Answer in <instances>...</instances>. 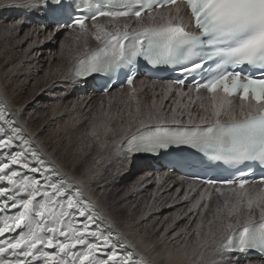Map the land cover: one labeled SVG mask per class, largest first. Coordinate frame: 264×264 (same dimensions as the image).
Masks as SVG:
<instances>
[{"label": "snow or ice", "instance_id": "obj_1", "mask_svg": "<svg viewBox=\"0 0 264 264\" xmlns=\"http://www.w3.org/2000/svg\"><path fill=\"white\" fill-rule=\"evenodd\" d=\"M4 11L17 14L6 31L35 15L43 25L36 31L52 28L50 41L67 28L91 34L97 45L78 54L73 83L122 75L131 86L142 70L179 73L161 107L130 126L114 155L129 167L138 155H163L174 171L207 161L228 165L238 174L204 183L221 194L217 184L231 186L236 202L225 201L227 213L215 229L202 233L197 225L193 264H239L252 254L264 264V195L246 189L255 167L264 185V0H0ZM169 94L179 97L171 117L160 115ZM198 102L205 115L194 118L190 109ZM84 183L68 179L0 106V264H145L136 246L105 223ZM189 199L185 192L181 202ZM202 204L203 193L165 232Z\"/></svg>", "mask_w": 264, "mask_h": 264}, {"label": "rangeland", "instance_id": "obj_2", "mask_svg": "<svg viewBox=\"0 0 264 264\" xmlns=\"http://www.w3.org/2000/svg\"><path fill=\"white\" fill-rule=\"evenodd\" d=\"M16 15L17 14H11V15L6 17L4 15V13H0V19H2V24L0 26H2L3 24L5 26H7L9 23H12L13 19L16 17ZM34 19H35V17H34ZM37 21H35V20L33 21V20L28 19L25 21L26 23H24L23 27H18V29H16L17 31L14 30L11 33V36L14 37L15 39H18V41H19V42H16V44L11 48L13 51L15 50L13 54L15 55L16 61L18 60V62H19V60H20L19 56H21L20 53H22V51L24 52L25 48H27V47L29 48V49L27 48L28 50L26 49L27 52L30 50L28 52L29 54L27 52L26 53L24 52V54H26V55L22 59V62H25L26 60L28 61L27 66H26V67H28V69L30 68L29 70L27 69L28 77H26V79H24L23 75L17 74V77L14 76V78H15L14 81L16 80L15 83L17 84V89H15V87L9 86V84L7 83L8 79L6 77H5L6 79L2 77V80H3L4 84L7 86L6 88H7L8 94H10L12 97L17 99L16 104H21L22 108H26L25 114H24V119H26V121L31 125V128L34 130V132L38 133L37 136L40 138L41 141H43L46 148L49 151H52L54 156L57 157V159L60 160L66 166V168L68 170H73L79 176H82V178H84L88 183L92 184V187L94 188L95 196H97V198L100 200V202H102L104 208H106L105 209L106 212H108L109 215L111 214L110 216L117 222V224L121 228L124 229L125 233H127L129 236H132L135 240L139 241L141 247H145L144 250L147 253H149V255L151 257L156 256L155 255L156 251L150 252V248L152 247V243H153L152 239H154V238L158 242H160V244H162L161 246H163L164 250L172 251L178 247L180 248L183 245V241H184L185 237L187 235L193 234L197 230L198 224L201 225V230H202L210 221V222H212L211 225L214 226L213 229H215L219 224L218 218L226 215V214H224L225 201H228V205L231 207V203H229V202H232L235 200V199L233 200V198H234L233 196H231V197L215 196V197H219V198H215V197H208L207 198L204 196L203 197L204 203L200 206V210H199L200 212L199 211H193L192 215H190L188 219H179V222L175 223V228L173 230H169V231L165 232V229H169L171 227V225L173 224L174 220H176L179 217L187 214L188 210L193 206V203L196 200L200 199V197H198V195L201 191L200 190L201 188H197L194 185L189 187L186 184L181 185V186L179 184L173 185L169 182L164 183V181H162V180L160 182V180H157L156 177H154V174L149 172V174L147 175V172H148L147 170L150 167L149 166L150 163L153 166L155 173L162 172L161 168H159V169L155 168V166L153 165L151 160L149 162L147 161V164H145V165L143 164L141 166H137L135 164V162H133L131 164V166L129 167V162H127L126 160L117 159L114 155V153L118 150V147H119L118 142L120 140H118V138L120 135L122 136L124 134L119 133V135H117V136H112L111 133H114V132H111V130L117 131L119 128L118 126L122 125L126 129V132H128L130 130V126H131V129L134 128L137 120L144 119L145 122H147L148 113L156 111L159 109V108L154 109L153 104L151 103L157 96H155L154 98L152 96H150L151 98L149 96H147V97L145 96L146 97L145 98V97L141 96L142 95L141 92H139L138 94L137 93L134 94V92H132V93L128 92L127 94H123V93L121 94L119 91H114L112 94H110L109 96L106 97V99L108 101L105 99V97L103 98V96L100 97L101 99L98 96H95V97L93 96L91 99L85 100L82 103H79L80 101L76 98L78 96L80 97V94L86 95L87 90L85 92L84 90L75 91L74 89H72L70 92L67 93V90L63 87H52V88L46 89L44 91L43 95L40 96L41 93L43 92L42 89H39L38 90L39 92H38L37 89L32 88L35 86H36V88L39 87L38 85H35V83H34L35 81L43 82L42 78L45 76L44 71L49 73V71H50L49 69L52 68L51 65L55 64L56 63L55 61H57L59 58L57 51L59 49L60 39H62L65 35H67V33H69L72 30L70 28H67L64 31H61L55 37L56 43L54 44V46H52V45L45 46L46 49L44 48V51H47V54L42 55V59H41V57H39L40 54L36 53V50H34V48L30 49L31 46H28L29 42H30L29 40H31V36H34L37 33H38V35L41 34V32L39 33L34 29V25H36L37 27H43V25L38 23ZM49 28H51V27H49ZM76 30H77V32L78 31L82 32L79 28H77ZM29 31L32 33V35ZM51 31H52V28H51ZM35 32H36V34H35ZM14 33H16V34L14 35ZM44 33L46 35L48 32H44ZM25 35H27V36H25ZM16 36H17V38H16ZM23 36H25V37H23ZM19 37L22 39L19 40L20 39ZM27 37H29V38H27ZM39 37H41V36H39ZM23 38H25V39H23ZM16 47L19 48L21 51H19V49H17ZM18 51H19V53H18ZM49 52L50 53L54 52V54L52 55L53 57L48 56L50 54ZM16 53H18V54H16ZM17 56H18V58H17ZM33 56L36 58H34ZM47 60H49V61H47ZM29 62L31 63V65ZM33 62L38 65L39 69L37 68L34 70V68L32 67L34 64ZM64 72L66 75L69 74L68 69H67V73H66V71H64ZM39 74L42 77H39ZM53 80H56V79L53 78L51 82H54ZM18 82H20V83L18 84ZM44 83H45V81L40 86H42ZM89 85H91V84L89 83ZM28 87H29V89H28ZM12 88H14V90ZM28 91H31V92H29L30 94L28 93ZM36 91H37V93H36ZM47 91H48V93H47ZM27 93H28V95H27ZM65 93H67V94L63 95ZM95 94H100V92H96ZM116 94H117V96H116ZM125 95H126V97H125ZM131 95H133V96H131ZM172 95H174V94H172ZM124 101H126V102H124ZM58 103H59V105H58ZM63 103H64V106H63ZM169 103H170V100H167L166 103L163 104V112H161L160 115H162V116L166 115L168 117L171 116V114H170L171 112L169 110H166ZM72 105H76V106L80 105L81 106L80 108H81L82 113L78 114V116L81 117L79 120L84 121V123H86L87 125H91V123H92L90 130L88 127L86 129L89 136L91 135L89 138H92V136H96L97 138H100L101 137L100 135L103 136L104 133L107 132V135H108L107 138H108V141L110 142L109 143V146H110L109 151L110 152L108 155L109 157L105 153H103V151H102V153L100 151H98L94 155V156H96V154H99V157H97V160L88 161L86 163V166H82L77 160H75L74 158H71L72 156L70 157L66 152H64L63 149H61V147H59V149L56 148V146L54 147L53 142L56 139V137H52L50 135V132L52 131V129L59 127V126H62V125H65L64 128H68L69 125L73 127V125L75 124V123L74 124L72 123L73 124L72 125L69 123H71L72 122L71 120L74 119L75 116L77 117V115L74 113H67L66 112L67 107H71ZM65 106H66V109H65ZM101 106H103V107H101ZM63 107H64V110H62ZM111 109H113V110L111 111ZM94 112L98 113L99 116L96 113L94 114ZM103 112H105V113H103ZM40 113L47 115V120H48V122H50V124L44 125L41 121H37L36 115H38ZM70 114H72V115L74 114L73 117ZM91 114L92 115L94 114L93 116H95V118ZM116 115H117V117H116ZM199 115L200 114H198V113H195L194 115L192 114V116L193 117L195 116V118L198 117ZM177 116H178L177 118H179V113H177ZM187 119H188V116L184 115V120H187ZM129 121H130V123H128ZM103 122H104V124H102ZM108 123H110V124H108ZM104 125H105V127H104ZM97 126H100V127L98 128ZM106 126H109V128H111V129H109ZM113 128H114V130H113ZM59 131H61V130H59ZM48 132H49V134H48ZM113 137H115V138H113ZM103 155H104V157H103ZM105 156H106V158H105ZM73 161H76V162L74 163ZM109 161H110V163H109ZM119 162L126 164V166H127L126 170L121 171L122 170L121 167H117L120 164ZM101 166H102V169L98 170V169H100L99 167H101ZM119 170H120V172H118ZM100 173H103V175L99 179H96L93 182V178L97 177ZM172 173H174V172L172 171L170 174L172 175ZM170 174H168V175H170ZM172 176H174V175H172ZM182 186L185 189L187 188L186 191H185V189L182 188ZM177 188L183 189V191L177 193V192H175V191H177ZM194 189H199V190L194 191ZM190 191H192V192H190ZM209 191L212 194L214 192H217L215 190V188H211ZM222 191H223V194L220 193L221 195H227V194L233 195V194H235L231 191V189L230 190H222ZM185 192H188L189 194L191 193L190 194L191 199L187 200V202H181L185 196ZM217 193H219V192H217ZM206 200H207V202H206ZM173 203H175L176 206L175 207H169V205H172ZM204 204H206L207 207H204ZM257 215H258V212H257ZM137 218H138V220H137ZM205 223H206V225H205ZM116 232H118V231L116 230ZM123 235L126 236L125 234H123ZM127 240L130 244L132 243L128 237H127ZM144 245H146V246H144ZM247 261L248 260L241 259L240 260L241 263L239 262V264H244Z\"/></svg>", "mask_w": 264, "mask_h": 264}, {"label": "bare ground", "instance_id": "obj_3", "mask_svg": "<svg viewBox=\"0 0 264 264\" xmlns=\"http://www.w3.org/2000/svg\"><path fill=\"white\" fill-rule=\"evenodd\" d=\"M4 15L7 17L11 14H16L15 12H12V11H4L3 12ZM35 17V19H34ZM40 20V17L38 16H30L28 17L26 20ZM134 19V18H133ZM14 20V19H13ZM11 22V21H10ZM98 22L101 23V24H104V23H107V18L101 20L100 18H98ZM26 23V22H25ZM89 27L91 26L92 24V21H87L86 22ZM2 24V19H0V25ZM4 25V24H3ZM0 26V97L2 98V101L4 103V105H6V110L8 112H12V117L14 118V120H16L18 122V124L21 126V128L26 132V134L31 137V138H34V143L35 145L40 149L42 155H44L48 160L54 162L59 168L60 170L67 176L68 179L70 180H76V179H79V178H82V176H79L77 173H75L73 170H68L66 168V166L60 161L57 159V157L54 156L53 152L52 151H49L45 144L43 143V141L40 140V138L37 136L38 133H35L34 130L31 128V125L26 121V119H24V114H25V110L26 108H22V105L21 104H16V101L17 99L12 97L10 94H8V91H7V86L4 84L3 80H2V77L3 78H7L8 80V84L9 86L11 87H15V89H17V84L15 83L14 81V76L17 77V74L18 75H23L24 79H26V77H28V67L27 66V60L25 62H22V59L25 57L26 54H24V52L26 53V49L28 48H25L24 52L22 51L21 56H19L20 60L18 62V60L16 61V58H15V55L13 54L14 51L11 49L15 44L16 42H19L18 39H15L14 37L11 36V33L14 31H6V28L7 26ZM132 26L135 27V23H132ZM42 27H37L36 25H34V29L35 30H39L41 29ZM18 29V28H17ZM72 29L69 33H67V35H65L62 39H60V45H59V49L57 51V54L59 55L58 57V60L55 61L52 66V68H50L49 70V73L45 72V76L42 78L43 79V82L45 81V83L40 86L43 82H38V81H35V85H38L39 87L36 88L35 87H32L33 89H37V91L39 89H42V93L40 96L43 95L44 91L46 89H49V88H52V87H63L67 90V93L70 92L72 89H74L75 91H81V90H84L86 92L87 90V93L86 95H82L80 94V97L78 96L76 99H78L80 102L79 103H82L83 101L85 100H89L91 99L93 96H98L99 98L101 96H103V98L107 96H109L110 94H112L114 91H119L121 94H127L128 92L132 93L134 92L135 93H139L141 92L142 93V97H147V96H152L153 98L155 96H157L151 103L154 105L155 104V108L158 109L161 107V104H162V101H165V96H166V93H165V89L167 88V86L170 84V81L169 80H162V81H155V80H151V79H145V77L143 78V76H136L135 77V82L133 85L131 86H125L123 88H120V89H115V87H112L109 91L107 92H102L100 91V94H95L97 91L94 90L93 86L92 85H89V82L88 81H84V80H81L80 79V82L79 83H73L71 81V69L73 68L74 64L76 63V60H77V57H78V54H83L86 49L88 48H95L96 45H97V41L91 36L90 33L86 34V33H82V32H77V28H70ZM76 30V31H75ZM17 31V30H16ZM30 32V31H29ZM37 32H41L40 35H38V33L35 34L34 36H31V40H29V45L28 46H31V48H34V50H36V53H39L42 59V55H45L47 54V51H44V48L45 46H48V45H52L54 46V44L56 43V39L54 40H49V35L51 33V28H48L46 31H37ZM44 32H48L46 35ZM31 33V32H30ZM29 33V34H30ZM16 33H14L15 35ZM28 34V35H29ZM34 34V33H33ZM32 35V33H31ZM27 36V35H25ZM23 36V37H25ZM41 36V37H39ZM57 36V35H56ZM10 37V38H9ZM17 38V36H16ZM20 38V37H19ZM29 38V37H27ZM22 38H20L19 40H21ZM25 39V38H23ZM23 41V40H22ZM25 41V40H24ZM19 45V44H18ZM17 48V47H16ZM19 49V48H17ZM16 49V50H17ZM29 49V48H28ZM27 49V50H28ZM46 49V48H45ZM19 51H21L19 49ZM18 51V53H19ZM30 51V50H29ZM28 51V52H29ZM17 52V51H16ZM27 52V53H28ZM16 53V54H18ZM50 53V52H49ZM29 54V53H28ZM54 54L53 53H50L48 56H52ZM56 54V55H57ZM32 55V54H31ZM30 55V56H31ZM36 55V54H35ZM29 57V56H28ZM34 57V56H33ZM53 57V56H52ZM18 58V56H17ZM36 58V57H34ZM44 59V58H43ZM50 59V58H49ZM34 60V59H33ZM52 60V59H51ZM36 61V60H35ZM34 61V62H35ZM49 61V60H47ZM33 62V63H34ZM30 63V62H29ZM47 63V62H46ZM53 63V62H52ZM31 65V63H30ZM40 65V64H39ZM48 66V65H47ZM35 69L38 68V65L37 64H33L32 66ZM30 69V68H29ZM28 69V70H29ZM39 69V68H38ZM67 69L69 70V74H65L64 71H66L67 73ZM48 70V69H47ZM35 72V71H34ZM32 75V74H31ZM31 77V76H30ZM33 77V76H32ZM39 77H42L40 76L39 74ZM5 78V79H6ZM21 78V77H20ZM38 78V77H37ZM56 79V80H53L54 82H59V81H64L65 79H68L69 82L68 83H56L54 84V82H51L52 79ZM36 79V78H35ZM28 80V79H27ZM31 80V79H30ZM37 80V79H36ZM21 81V80H20ZM6 82V81H5ZM25 82V81H24ZM33 82V81H32ZM20 82H18L19 84ZM32 85V84H31ZM26 86V85H25ZM30 86V85H29ZM21 87V86H20ZM24 87V86H23ZM27 87V86H26ZM14 90V88H12ZM29 89V87H28ZM19 90V89H18ZM186 90V89H185ZM36 91V93H37ZM25 92V91H24ZM27 92V91H26ZM31 92V91H28V93ZM39 92V91H38ZM27 93V95H28ZM48 93V91H47ZM67 93L63 94V95H66ZM74 93V92H73ZM25 94V93H24ZM30 94V93H29ZM33 94V93H32ZM53 95V94H52ZM205 97L207 96V93H204ZM31 96V95H30ZM33 96V95H32ZM117 96V94H116ZM133 96V95H131ZM137 96V95H136ZM135 96V97H136ZM126 97V95H125ZM145 97V98H146ZM30 98V97H29ZM98 98V99H99ZM151 98V97H150ZM193 98H195V93H193ZM31 99V98H30ZM101 99V98H100ZM111 99V98H110ZM119 99V98H118ZM122 99V98H121ZM134 99V98H133ZM141 99V98H140ZM144 99V98H143ZM148 99V98H147ZM20 100V99H19ZM60 100V99H59ZM73 100V99H72ZM107 100V99H106ZM112 100V99H111ZM114 100V99H113ZM116 100V99H115ZM125 100V99H124ZM137 100V99H136ZM167 100H170V103L169 105L167 106L166 110H170V108L174 107L177 105V101L179 100V97H176L175 95H172V94H169L167 95ZM26 101V100H25ZM28 101V100H27ZM31 101V100H30ZM38 101V100H37ZM70 101V100H69ZM74 101V100H73ZM108 101V100H107ZM120 101V100H119ZM23 102V101H22ZM39 102V101H38ZM118 102V101H117ZM126 102V101H124ZM140 102V101H139ZM206 102V101H205ZM24 103V102H23ZM65 103V102H64ZM64 103H63V106H64ZM105 103V102H104ZM108 103V102H107ZM142 103V102H141ZM150 103V104H151ZM166 102H164L163 104H165ZM188 101H187V98H185L183 101L180 102V105L181 107L183 106V104H187ZM239 101L237 100V105H238ZM36 104V103H35ZM100 104V103H99ZM109 104V103H108ZM113 104V103H112ZM41 105V104H40ZM59 105V103H58ZM67 105V104H66ZM118 105V104H117ZM126 105V104H125ZM69 106V105H68ZM107 106V105H106ZM119 106V105H118ZM35 107V106H34ZM81 106L78 105H72L71 107H67V113H74L77 115V117L75 116L74 119H72L71 123L69 124H72V126L69 125L68 128H64L65 125H62V126H59V127H56V128H53L52 131L50 132V135L52 137H56V139L54 140L53 144H54V147L56 146V148L59 149V147H61V149H63L64 152H66L71 158H74L75 160H77L82 166H86V163L88 161H91V160H97V157H99V154H96V152L100 151L102 153H105L107 156L109 155V150H110V146H109V141H108V138H107V132L104 133V135H100L101 137L100 138H97L96 136H92V138H89V134L87 132V127L91 128V125H87L86 123H84V121H81L79 120L81 117L78 116V114H81ZM103 107V106H101ZM127 107V106H126ZM140 107V106H139ZM54 108V107H53ZM97 108V107H96ZM123 108V107H122ZM46 109V108H45ZM50 109V108H49ZM65 109H66V106H65ZM100 109V108H99ZM138 109V108H137ZM55 110V109H54ZM64 110V107L63 109ZM113 109H111L112 111ZM140 110V109H139ZM138 110V111H139ZM42 111V110H41ZM85 111V110H84ZM116 111V110H115ZM189 111V109H185V115H187V112ZM191 113L194 115L195 113H198L200 115H205V113L201 110L200 108V105H199V102L190 109ZM38 112V111H37ZM87 112V111H86ZM96 112H94L95 114ZM101 113V112H100ZM105 113V112H103ZM111 113V112H110ZM114 113V112H113ZM73 114V115H74ZM93 114V115H94ZM98 116L99 114L96 113ZM171 114V113H170ZM72 115V114H70ZM72 115V117H73ZM92 115V114H91ZM92 115V116H93ZM106 115V114H105ZM135 115V114H134ZM169 115V114H168ZM51 116V115H50ZM111 116V115H110ZM166 116V115H164ZM55 117V116H54ZM71 117V116H70ZM69 117V118H70ZM71 117V118H72ZM95 118V116H93ZM104 117V116H103ZM106 117V116H105ZM108 117V116H107ZM117 117V115H116ZM171 117V116H170ZM178 117V116H177ZM70 118V119H71ZM98 118V117H97ZM119 118V117H118ZM195 118V116H194ZM36 119L37 121H41L44 125H48L50 124V122H48L47 120V115L46 114H43V113H40L38 115H36ZM93 119V118H92ZM115 119V118H114ZM128 119V118H127ZM133 119V118H132ZM139 119V118H138ZM69 120V119H68ZM75 122H74V121ZM85 120V119H84ZM103 120V119H102ZM105 120V119H104ZM118 120V119H117ZM51 121V120H50ZM96 121V120H95ZM106 121V120H105ZM104 121V122H105ZM125 121V120H124ZM134 121V120H133ZM187 121V120H185ZM66 122V121H65ZM104 122L102 124H104ZM64 123V122H63ZM88 123V122H87ZM90 123V122H89ZM130 123V121L128 122ZM134 123V122H133ZM139 123H140V120H137L136 123H135V126L133 129L131 130H134L136 127L139 126ZM95 124V123H94ZM93 124V125H94ZM97 124V123H96ZM107 124V123H106ZM110 124V123H108ZM127 125V124H126ZM102 126V125H101ZM98 128L100 126H97ZM105 127V125H104ZM109 128V126H106ZM118 130L117 131H112L111 132H114V133H111L112 136H117L119 135V133L121 134H124V135H120L118 140H121L122 137L125 136V134L127 133L126 132V129L124 128V126L120 125L118 126ZM127 128V127H126ZM51 129V128H50ZM61 131H59V130ZM102 129V128H101ZM104 129V128H103ZM111 129V128H109ZM106 130V129H105ZM114 130V128H113ZM58 131V132H57ZM48 132V134H49ZM57 132V133H56ZM102 132V131H101ZM100 132V133H101ZM99 133V132H98ZM103 133V132H102ZM115 138V137H113ZM119 146V145H118ZM102 155V154H101ZM104 157V155H103ZM102 157V158H103ZM109 157V156H108ZM106 158V156H105ZM151 160H154V158H151V157H148V156H137L135 158V164L137 166H141V165H145L147 164V161L149 162ZM111 161V160H110ZM109 161V163H110ZM119 161V160H118ZM127 161V160H126ZM74 163L76 161H73ZM123 162V161H122ZM120 163L117 167H121V171H124L126 170L127 166L126 164L124 163ZM128 162V161H127ZM154 164L159 166L162 170V172H159V173H155L154 171V168L153 166L151 165L150 163V167L149 169L147 170V175L150 173L154 174V177H156L157 180H161L164 181V183L166 182H169L173 185L175 184H179L180 186L181 185H188L189 187L194 185L196 186L197 188H201L200 190V193L198 195V197L201 198V193H203V197H215V196H219V197H223V196H228V197H231L233 196V200L232 202H229L231 203V205L233 203L236 202V196L235 194L233 195H230V194H227V195H221L220 193H217V192H214L213 194L209 191L211 188H209L208 185L206 184H202L200 182H197V181H193V180H188V179H184L182 177V175L176 171H173L174 173H172V176L170 173V171L161 163V161H157V160H154ZM98 166V165H97ZM100 166V165H99ZM116 167V168H117ZM100 169L98 170H101L102 169V166L99 167ZM135 168V167H134ZM120 172V170L118 171ZM170 174V175H168ZM116 175V174H115ZM121 176V175H120ZM117 177V176H116ZM173 177V178H172ZM95 178V177H94ZM114 179V178H113ZM155 180V179H154ZM109 182V181H108ZM162 185V184H161ZM168 185V184H167ZM166 185V186H167ZM203 185V186H201ZM110 186V185H109ZM179 186V187H180ZM187 186V187H188ZM84 187V191H85V195L90 199L92 200L96 205H97V208L100 210L101 213H103L104 215V219H105V223L106 224H114L115 226V230L118 231V233L120 234H125L126 237H128L131 242L133 243V245L136 246V253H137V257L140 258L142 257L144 260H145V264H193V256H192V249L193 247L195 246V240H196V237L194 235H191V238H190V235H187L183 241V245L179 248H176L172 251H169V250H164L163 249V246H161L162 244H160V242H158L155 238L152 239L153 243H152V247L150 248V252L152 251H156V256L154 257H151L149 255V253H147L144 249L145 247H141L139 241L135 240L132 236H129L127 233H125L124 229L121 228L117 222L109 215L108 212H106V208H104L102 202H100V200L97 198V196H95V193H94V188L92 187V184L91 183H88L86 180H85V183L83 185ZM217 187H220L222 188V190H230L231 187L228 186V187H224V186H218ZM183 189H185L183 186H182ZM257 188V189H256ZM178 189V188H177ZM187 189V188H186ZM185 189V191H186ZM246 189L248 190L249 194L251 195H258V194H261V195H264V191L260 190L259 186L257 187V184H248L246 185ZM102 191V190H101ZM161 191V190H160ZM159 191V192H160ZM174 191V190H173ZM158 192V191H157ZM177 192V191H175ZM174 192V193H175ZM192 192V191H190ZM167 193V192H166ZM184 193V192H183ZM191 194V193H190ZM184 195V194H183ZM163 196V195H162ZM219 197H215V198H219ZM169 198V197H168ZM195 198V197H194ZM146 199V198H145ZM230 199V198H229ZM199 200V199H198ZM210 200V199H209ZM217 201V200H216ZM207 202V200H206ZM195 203V202H194ZM193 203V204H194ZM204 203V202H203ZM215 204V203H214ZM148 205V204H147ZM206 205V204H204ZM141 207V206H140ZM205 207V206H204ZM228 207H230L228 205ZM146 208V207H145ZM227 207H225L224 209V214L227 213ZM211 211V210H210ZM200 212V211H199ZM203 212V211H202ZM211 214V213H210ZM192 215V214H191ZM139 218V217H138ZM137 218V220H138ZM218 221V220H217ZM210 222V221H209ZM206 225V223H205ZM145 227V226H144ZM214 226L210 225V223H208L201 231L202 233H208L209 232V229H213ZM178 228V227H177ZM123 232V233H122ZM126 243H129L128 240L126 239L125 241ZM131 243V244H132ZM164 243V242H163ZM130 244V243H129ZM165 244V243H164ZM146 246V245H144ZM177 247V246H176ZM243 259V258H241ZM246 260V259H244ZM248 261L244 264H262L261 262V259L257 258V257H254V256H250L249 259H247ZM241 263V262H240Z\"/></svg>", "mask_w": 264, "mask_h": 264}]
</instances>
